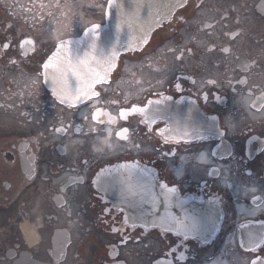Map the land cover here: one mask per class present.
I'll list each match as a JSON object with an SVG mask.
<instances>
[{"label":"flooded vegetation","instance_id":"1","mask_svg":"<svg viewBox=\"0 0 264 264\" xmlns=\"http://www.w3.org/2000/svg\"><path fill=\"white\" fill-rule=\"evenodd\" d=\"M79 12L0 7V264H264V0H188L69 106L41 69Z\"/></svg>","mask_w":264,"mask_h":264},{"label":"water","instance_id":"2","mask_svg":"<svg viewBox=\"0 0 264 264\" xmlns=\"http://www.w3.org/2000/svg\"><path fill=\"white\" fill-rule=\"evenodd\" d=\"M182 0H111L107 6L106 25L99 36L86 35L73 44L80 54H71L63 62L67 71L70 63L79 66L87 60L96 69L109 70L117 57L126 50L139 48L150 33L168 16Z\"/></svg>","mask_w":264,"mask_h":264},{"label":"snow or ice","instance_id":"3","mask_svg":"<svg viewBox=\"0 0 264 264\" xmlns=\"http://www.w3.org/2000/svg\"><path fill=\"white\" fill-rule=\"evenodd\" d=\"M60 61H57L59 63ZM59 70V69H57ZM67 71H70L72 74L76 75L77 79L80 81V88L77 90V95L81 94H87L91 89L95 87V84L100 82L101 77L104 75L101 71H99L96 68H93L89 65L88 61L85 60L81 62L79 66H74L71 65L70 63L67 65ZM106 71V70H105ZM60 85V92L63 95L69 96L71 98L70 91L67 89L66 85V74L65 72H61V79L57 81ZM98 95V93H96ZM157 104L160 103V101L156 102ZM152 119V122H156V118H149ZM168 139H174V137H168L166 138V141ZM185 142H190V141H185ZM144 175L149 176L150 173L147 169L144 170ZM160 189L162 190V201H160V208L159 211L164 210V205L168 204L169 207H171V200L175 194V188L173 186H169L166 183H163L159 185ZM147 195H151V189L146 185L145 189L143 192H136L132 189V187L129 185V187L126 190V195L127 196H140L141 198H147ZM155 202V201H154ZM176 207L178 208H183L184 207V202H179ZM161 221H176V216L171 215L170 213L166 214L163 217H160ZM183 223L181 222V227H183ZM175 234V233H173ZM184 257H181V260H183Z\"/></svg>","mask_w":264,"mask_h":264},{"label":"rangeland","instance_id":"4","mask_svg":"<svg viewBox=\"0 0 264 264\" xmlns=\"http://www.w3.org/2000/svg\"><path fill=\"white\" fill-rule=\"evenodd\" d=\"M56 2L65 1L67 3L72 2L73 0H53ZM103 3L100 0H96L93 2L92 0H82V8H83V16H84V26L86 27L90 23L99 22L101 23L102 20V13H103ZM82 16V18H83Z\"/></svg>","mask_w":264,"mask_h":264}]
</instances>
